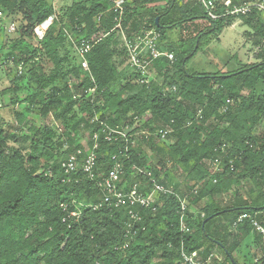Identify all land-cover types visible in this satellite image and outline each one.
<instances>
[{
	"label": "trees",
	"instance_id": "trees-1",
	"mask_svg": "<svg viewBox=\"0 0 264 264\" xmlns=\"http://www.w3.org/2000/svg\"><path fill=\"white\" fill-rule=\"evenodd\" d=\"M223 1L216 0L219 13L225 10ZM178 2L125 0L117 28L114 0H73L59 10L54 0H2L0 69L10 76L11 92L3 93L12 105L3 111L0 100V264H183V243L204 260L219 248L222 260L214 257L212 264H264V255L248 263L242 249L252 236L264 249L263 234L249 218L235 225L247 213L264 226V93L259 92L264 18L253 9L213 20L197 0ZM52 15L53 25L39 39L35 28ZM237 19L255 32L258 60L238 61L230 71L188 70V61L206 44L205 35L220 34ZM16 20L14 36L6 25ZM198 21L207 25L195 35L167 41L164 28ZM150 29L161 33L162 48L173 52L175 60L156 59L147 73L129 64L122 68L124 37ZM84 38H92L87 71L76 48ZM19 65L23 72L16 76ZM103 125L118 126L129 140H107ZM167 125L173 132L162 139L157 130ZM83 131L86 146L77 139ZM95 133L100 134L96 149ZM78 150L79 157L91 151L97 155L96 175L108 174L120 162L125 170L120 188L142 182L148 193L150 178L134 172L141 167L175 191L161 195L155 210L134 208L142 219L134 224L138 232L128 247L123 245L130 208L103 201L99 176L90 177L81 166L71 174L63 167ZM216 158H222V171L211 165ZM169 162L182 168L188 186L176 180ZM248 177L263 187L249 198L237 189L234 199L226 201L232 185L242 187ZM182 199L188 202L187 234L180 231ZM62 202L72 210L80 202L89 204L82 206L81 222L71 227L63 222Z\"/></svg>",
	"mask_w": 264,
	"mask_h": 264
},
{
	"label": "built area",
	"instance_id": "built-area-1",
	"mask_svg": "<svg viewBox=\"0 0 264 264\" xmlns=\"http://www.w3.org/2000/svg\"><path fill=\"white\" fill-rule=\"evenodd\" d=\"M206 10L208 16L216 20L222 16L226 15H247L253 11V9L258 10L261 15L264 17V2L260 1H245L241 4H234L232 0H225L223 4L225 10L221 13L217 11V2L216 0H197ZM0 0V26L4 24L5 14L1 8ZM115 11L118 12L119 16L116 18L118 24L117 28L121 26L122 16L124 15L125 10V0H114ZM55 15L50 16L40 25L35 28L34 33L39 39H42L47 30L53 25ZM8 32H14L16 30L15 24L11 23L8 27L6 26ZM162 36L159 31L156 29H150L145 31H140L133 35L130 39L124 37V47L128 56L129 67L137 72H146L152 63L163 56H167L172 62L175 60V54L173 52H168L166 49L162 48ZM72 41L74 42L73 38ZM77 51L82 59V67L87 71L90 69L89 62L87 59V54L92 48V38H84L79 43L76 44ZM23 72V66L19 65L15 70V75L19 76ZM142 83H149V78H140ZM2 105L0 104V108ZM199 118H201V110L198 113ZM95 119H98L97 117ZM103 132L105 133V138L107 140L118 139L120 136L126 138V141L129 140L128 134L126 131L117 127H110L109 125H103ZM173 132V128L170 125L162 127L157 130V134L160 135L162 139H166L168 135ZM146 137L150 135L149 132L145 133ZM119 135V136H118ZM100 138L99 133L93 135L94 149L98 147V140ZM224 149V148H222ZM82 154V150H78L76 154L72 155L68 160L63 162V167L67 173H74L78 170L79 166L92 178L99 176L98 184L104 192L103 201L108 204L115 205L116 207L127 206L130 208V220L127 222L126 229V242L123 245L124 248L128 247L130 241L135 237L138 232V229L134 227V224L142 219L140 212L134 208L139 206L140 208H150L153 210L156 209L153 205L159 201L161 195L167 193L175 194V191L172 188L159 183L147 169L141 167H135L134 172L138 175H143L150 178L151 188L148 193L144 192L142 182H135L132 184L130 189L125 190L120 188L119 185L122 181V176L125 174L124 167L120 162H116L115 166L109 171L106 175H96V163L97 155L91 151L86 155V157H79ZM115 158V157H114ZM222 158H216L212 161L211 165L213 169L222 171L223 167L221 165ZM234 167L233 161H229ZM76 202L74 201V204ZM82 206L88 207L89 204L80 202L76 205V209H70V205L62 202L60 207L63 208V211L66 215L63 217V222L68 223L71 227L74 223H79L82 220L83 208ZM97 208L98 206H92ZM188 202L185 199L181 200V208L179 210V224L180 231L183 233H190L191 228L188 224ZM249 218L256 227L264 236V226L251 215L244 213L238 220L235 222V225L242 220ZM180 256L183 264H212L213 258L216 257L219 260H222V256H219L216 253H211L205 260L202 259L200 252L198 250L189 251L186 249L184 243L180 248Z\"/></svg>",
	"mask_w": 264,
	"mask_h": 264
},
{
	"label": "rangeland",
	"instance_id": "rangeland-1",
	"mask_svg": "<svg viewBox=\"0 0 264 264\" xmlns=\"http://www.w3.org/2000/svg\"><path fill=\"white\" fill-rule=\"evenodd\" d=\"M73 0H54V4L56 8L59 10L61 7H64L65 5H70ZM187 0H182L178 2V4H183ZM178 18V17H177ZM264 18V17H263ZM177 20V19H175ZM166 22H169L166 21ZM12 22L8 23L6 26L8 27ZM15 24V27L17 28V25L19 23V20H16L13 22ZM237 24L233 26H227L224 28L223 32L220 34H216L213 37L209 38V35H205L204 39L206 40V44H203L200 50L197 52V54L192 57L188 63H187V69L191 72H197V73H205V72H216V71H230L238 67L237 63L238 61L245 63H253L256 62L257 55L260 51V45H257L255 43V32L253 30H250L248 26L243 25L242 22L237 21ZM167 24V23H166ZM199 25V27H197ZM207 24L206 22L198 21L196 23H185L181 28L180 27H173V28H164V32H166L168 39L167 41L169 43L171 42H177L180 39H188L192 35H195L200 28L205 27ZM197 27V28H196ZM7 31V29H6ZM16 31V30H15ZM14 32H8L11 35H16ZM121 63V61H120ZM122 68H127L128 66V56L127 60H124L123 63H121ZM8 77L4 69H0V100L3 103V111H7L8 108H11L10 100L8 96H6L4 92H7L10 86ZM72 85V81L71 84ZM11 92L10 89L8 91ZM259 92L264 93V84L259 85ZM2 108V107H1ZM53 126L57 128V131H61L57 126V122L53 120V118L49 119ZM60 127V126H59ZM58 131V132H59ZM135 140L139 143L141 141V135L136 134ZM77 139L82 142L83 145H87V142L89 140L87 133L82 132L77 135ZM148 153L151 154V152L148 150ZM153 157V156H152ZM150 158L151 161L154 160L157 161L158 158ZM170 169L174 172L175 178L177 181L181 183V185L184 187L188 186L190 182L186 180V176L182 171V168L178 165H175L172 162L168 163ZM259 187H263L253 181L250 177L242 180V187H239L237 184H233L232 187L226 192L225 199L226 201H230L231 199H234L236 190L239 189L242 193V195L245 198H249L251 194L254 192H257ZM254 237L252 236L250 240L247 242L246 245L243 246V254L247 257V262H255L257 258L264 255V249L256 244L254 242ZM264 243V239H263ZM216 254L219 256H223V252L219 248H213L212 249ZM255 253L258 254V256H254Z\"/></svg>",
	"mask_w": 264,
	"mask_h": 264
},
{
	"label": "crops",
	"instance_id": "crops-1",
	"mask_svg": "<svg viewBox=\"0 0 264 264\" xmlns=\"http://www.w3.org/2000/svg\"><path fill=\"white\" fill-rule=\"evenodd\" d=\"M179 1H181V2H182V0H179ZM65 6H66V5H65ZM237 21H240V22H241V20H240V19H237V20L234 22L233 26H234L235 24H237V23H236Z\"/></svg>",
	"mask_w": 264,
	"mask_h": 264
},
{
	"label": "water",
	"instance_id": "water-1",
	"mask_svg": "<svg viewBox=\"0 0 264 264\" xmlns=\"http://www.w3.org/2000/svg\"><path fill=\"white\" fill-rule=\"evenodd\" d=\"M159 19H157V21H158ZM262 264V263H261Z\"/></svg>",
	"mask_w": 264,
	"mask_h": 264
}]
</instances>
